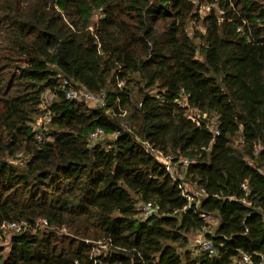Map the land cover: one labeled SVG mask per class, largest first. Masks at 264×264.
Wrapping results in <instances>:
<instances>
[{
	"label": "trees",
	"instance_id": "16d2710c",
	"mask_svg": "<svg viewBox=\"0 0 264 264\" xmlns=\"http://www.w3.org/2000/svg\"><path fill=\"white\" fill-rule=\"evenodd\" d=\"M203 3L215 7L191 37ZM59 76L105 104L67 99ZM143 143L194 161L184 178L204 190L196 210ZM139 202L159 213L142 219ZM11 222L25 228L0 264L264 262V2L0 0V232ZM193 232L214 256L185 250ZM92 241L107 250L91 255Z\"/></svg>",
	"mask_w": 264,
	"mask_h": 264
},
{
	"label": "built area",
	"instance_id": "2783aa9c",
	"mask_svg": "<svg viewBox=\"0 0 264 264\" xmlns=\"http://www.w3.org/2000/svg\"><path fill=\"white\" fill-rule=\"evenodd\" d=\"M219 13H223V11L219 10ZM240 30H241L240 28H237V31H240ZM59 82H60L61 87L65 90V97L67 99L75 100L78 102H83L85 104L91 103L93 105H98V106L99 105L102 106L106 102L107 94L105 92H101L98 94L92 93L84 85L77 83V82H72V81H70L64 77H61V76H59ZM184 104L185 105H183V106H187L186 101ZM188 117H190V116L188 115ZM190 118L195 120L192 117H190ZM207 128L213 135H217L219 133L217 125H216V118L215 117L210 119V122L207 123ZM35 131H36L35 139L38 142H40L42 140V133L40 132V129H35ZM101 134H102V130L96 129L94 132H92L89 135V139L91 141H94ZM143 146L146 150L151 152L153 157L163 166L164 170L167 172L170 179L173 182H177L179 184V187L182 190V195L186 199V202H187V204L183 207V210H185L190 205H194V208L196 210L197 205L200 202V199L204 196V190L203 189L198 190V194L201 196L200 199H197L196 195H193L191 193H187V191L184 190V187L182 185V181H180V179L178 177H176V173L174 172L173 167H172V164H174L175 161H179L180 163H182L185 166V169H186V167L189 164L194 163V161L193 160H187V159L182 158V157L175 159L173 156L168 155V154H164L159 150H156V149L150 150V147L147 143H143ZM137 208L140 212V216L142 217V219H145L149 216L157 215L159 213V210H160L159 206L153 202H139L137 204ZM204 218H206V216H204ZM40 223L42 225H44L46 222L43 219L42 221H40ZM3 226H9L8 228L13 230L12 235L20 233V231L25 228V225L23 223H18V222L6 223ZM193 244L198 248L199 251L206 253L209 257H212L215 255L216 247L214 245V242L212 239L206 237L204 232H199L198 236L196 238H194ZM236 264H264V262L263 261L255 262L252 259L251 255H249L247 253H242L240 258L236 261Z\"/></svg>",
	"mask_w": 264,
	"mask_h": 264
},
{
	"label": "rangeland",
	"instance_id": "374dc122",
	"mask_svg": "<svg viewBox=\"0 0 264 264\" xmlns=\"http://www.w3.org/2000/svg\"><path fill=\"white\" fill-rule=\"evenodd\" d=\"M262 2H264V0H261ZM213 7H215V4H210V3H203L200 6L196 5V8L194 10L195 14H196V18H192L191 20H188L186 23V32L188 33L189 36L193 37L195 35V33H203L204 32V26L202 23V19L209 14L210 9H212ZM97 17H98V12H95L94 16H93V23H95L97 21ZM196 43L200 42L199 37H195L194 40ZM54 95L52 93H50L48 90L46 92L43 93L42 95V104L41 107L42 109H45L46 107H49V105L52 102ZM186 99L182 98V100L180 101V105H185ZM87 105L89 106H98V105H93L91 103H88ZM45 107V108H44ZM187 115H189L190 117L194 118L195 120L199 118V114L196 110L189 108L187 110ZM125 115L127 114H123L121 116V118L126 117ZM212 119V117H210ZM49 122V113L45 110L44 112L41 113V115L39 116V118L36 120V122L34 123V129H42L43 127H46L47 124ZM112 136H108V138H111ZM99 137L96 138V140H98ZM101 141H103L104 139L100 138ZM234 146L239 148L240 147V139L239 137H235L234 138ZM173 170L176 173V177H178L180 179V181H182V185L184 187V190L187 191V193H191L193 195L197 196V199H200L201 196L198 194V188L185 180L184 175H185V166L180 163L179 161H175L174 164H172ZM206 221L208 222V225L210 226V230L213 229L216 225H217V218L214 215H208L206 216ZM40 225V229H44V225H42L39 222ZM9 226H3L0 232V249H1V253L3 255H6L9 251L10 248V241H11V237L13 236V230L8 228ZM68 235L67 230H59L57 231V235ZM199 234V233H198ZM198 234L196 232L187 234V243L185 246V250L188 249L191 254H195L196 252H198V248L193 244V240L194 238H196L198 236ZM107 250L106 244L103 243V241H92L91 243V248H90V254L93 256H98L102 253H104ZM182 252H184V248L181 249Z\"/></svg>",
	"mask_w": 264,
	"mask_h": 264
},
{
	"label": "crops",
	"instance_id": "0c3cea01",
	"mask_svg": "<svg viewBox=\"0 0 264 264\" xmlns=\"http://www.w3.org/2000/svg\"><path fill=\"white\" fill-rule=\"evenodd\" d=\"M198 188V187H197ZM199 189V188H198Z\"/></svg>",
	"mask_w": 264,
	"mask_h": 264
}]
</instances>
